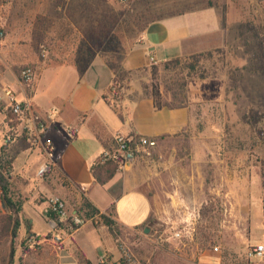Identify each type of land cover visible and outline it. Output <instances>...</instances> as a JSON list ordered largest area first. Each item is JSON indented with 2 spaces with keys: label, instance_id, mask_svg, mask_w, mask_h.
<instances>
[{
  "label": "crops",
  "instance_id": "crops-1",
  "mask_svg": "<svg viewBox=\"0 0 264 264\" xmlns=\"http://www.w3.org/2000/svg\"><path fill=\"white\" fill-rule=\"evenodd\" d=\"M171 1L161 12L149 13L152 18L144 28H137L138 37L116 65L128 72L120 97L113 94L115 68L104 53L93 50L94 37L108 34L117 16L123 15L111 9V0H7L0 6V28L6 31L0 43V94L12 87L19 98L30 96L41 113L52 107L59 109L57 121L45 133L55 143L57 165L40 178L37 171L46 161L42 151L30 150L23 138L5 144L8 107L6 101L0 102V219L20 220L18 235L5 236L10 244L14 240L17 253L22 252L20 244L51 232L43 209L54 194L65 200L69 214L88 217L83 207L87 200L130 232L145 228L153 216L166 218L143 188L139 160L119 165L105 183L93 174L98 157L105 149L114 148L119 132L158 141L190 128V109L157 107L151 87L149 91L143 79L136 78L137 73L151 65V56L161 63L229 45L230 33L236 31L235 16L246 22L264 17V0H198L194 7L182 0ZM136 16L132 14V19ZM65 30L75 33L72 54L67 58L51 50L62 41L59 33ZM43 45L48 49L45 55ZM28 64L37 70L32 88H25L19 78L21 68ZM65 124L76 126L77 133L69 136ZM256 188L259 191L258 185ZM249 190V200L257 204L253 189ZM4 192L16 205V212L5 204ZM42 219L47 229H42ZM253 234L264 240V230L263 236L258 231ZM119 239L120 234L114 235L106 224L94 222L64 234L67 246L78 250L90 264H97L105 251L112 264H122ZM193 264L224 261L218 249L209 247L195 254Z\"/></svg>",
  "mask_w": 264,
  "mask_h": 264
},
{
  "label": "rangeland",
  "instance_id": "rangeland-1",
  "mask_svg": "<svg viewBox=\"0 0 264 264\" xmlns=\"http://www.w3.org/2000/svg\"><path fill=\"white\" fill-rule=\"evenodd\" d=\"M171 2L111 0V9L123 15L117 16L108 34L94 37L93 50L117 65L138 37L137 28H144L152 18L149 13L161 12ZM181 2L191 7L199 4L198 0ZM132 14L137 16L132 19ZM235 24L230 44L213 50L211 56L196 61L189 54L185 56L189 64L173 59L137 73L150 91L156 71L162 101L172 107L186 106L191 112L187 131L158 140L150 155L135 159L143 188L166 217L153 216L135 232L116 227L120 249L127 248L142 264H193L199 250L215 246L224 264H253L247 251L264 242L253 234L258 231L263 236L264 230V217L258 219L264 215V17L246 22L235 16ZM59 34L62 41L51 50L67 58L75 33ZM249 189L257 204L249 200ZM40 221L47 229L46 222ZM42 236L20 244V253L14 240L10 244L2 239L0 264H90L66 242L41 244Z\"/></svg>",
  "mask_w": 264,
  "mask_h": 264
},
{
  "label": "built area",
  "instance_id": "built-area-1",
  "mask_svg": "<svg viewBox=\"0 0 264 264\" xmlns=\"http://www.w3.org/2000/svg\"><path fill=\"white\" fill-rule=\"evenodd\" d=\"M7 0H0V6L4 5ZM128 3L129 0H121ZM6 37V31L0 28V43ZM43 55L48 51L46 45L41 48ZM151 64L158 63L155 56L150 57ZM1 76V73H0ZM20 82L25 88L33 87L37 70L33 65H25L19 73ZM117 87L113 84V94L116 95ZM14 115L15 125L9 127V133L4 139L6 145L11 144L19 138H23L30 150H40L44 154L46 161L39 167L37 175L45 178L47 173L57 165V149L55 143L45 136L47 128L57 121L59 109L52 107L46 113L39 112L30 96L19 98L18 92L12 87L4 89L0 94V102H5ZM64 129L69 136L77 133L78 128L73 125H64ZM115 146L112 149H105L98 157L96 164L106 163L108 161H117L119 165H125L132 162L139 155H150L152 150L157 146V139L146 135H127L117 133L115 135ZM44 214L50 222V234L43 235L39 238V242L44 243L50 241L55 245H61L64 242V234L72 233L88 222L97 223L99 215L94 217H85L77 214H69L65 200L57 194L47 198L46 205L43 209ZM36 239V237H35ZM122 247V246H121ZM218 249L217 246L214 247ZM250 260H254L253 264H263L264 259V242L251 245L247 251ZM121 257L126 264H142L130 251L122 247ZM255 261H257L255 263ZM110 255L107 251L103 252L99 257V264H110Z\"/></svg>",
  "mask_w": 264,
  "mask_h": 264
},
{
  "label": "trees",
  "instance_id": "trees-1",
  "mask_svg": "<svg viewBox=\"0 0 264 264\" xmlns=\"http://www.w3.org/2000/svg\"><path fill=\"white\" fill-rule=\"evenodd\" d=\"M224 21H225V14H224ZM213 50H222L221 48H215V49H211V50H207V51H202V52H196L191 54L193 56V58L196 59V61H199L200 57H203L205 55H209L211 56L213 54ZM184 58L181 57H177L174 58L176 62L182 63L183 65L185 64H189V62L187 61V57L183 56ZM173 60V59H171ZM110 64L113 65V67L115 68V78H114V86L117 87V91H116V97H120L123 94V88H124V80L125 78L128 76V72L123 71V70H119V68L116 67L115 64H113L112 61L108 60ZM191 67H194V64H191ZM32 88V87H31ZM151 93L152 96L155 100V103L157 105V107L161 108L162 106H170L169 104L165 103L162 101V91L160 89V85L157 81V72L155 71L153 74V81H152V86H151ZM7 112L8 115L6 117V120L8 122L9 127H13L15 125L13 119H14V115L11 111V109L8 107L7 108ZM117 170H119V163L117 161H108L106 163H102V164H95L93 167V174L96 177V179L100 182V183H105L107 180H109L116 172ZM3 200L5 202V204L8 207H11V209L13 211H17V207L14 203H12V201L7 197V192L3 193ZM83 207L87 209V216L88 218L90 217H94L96 215H99L98 218L96 219L98 222L97 224H106L109 229L113 232L114 235L117 234V223L116 221L111 218L109 215L107 214H101L99 213V210L92 205L91 202L84 200L83 201ZM19 227H20V220L17 219L16 217L12 219H0V241L2 239L5 238V236H11L12 238L16 237L18 235V231H19ZM14 248L12 247L11 249V259L14 257ZM121 263L122 264H126L124 259L121 257Z\"/></svg>",
  "mask_w": 264,
  "mask_h": 264
}]
</instances>
